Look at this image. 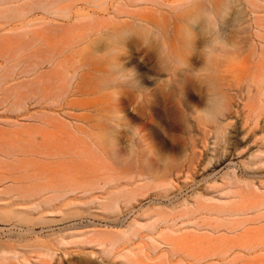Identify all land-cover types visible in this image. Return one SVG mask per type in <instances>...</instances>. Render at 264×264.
Returning a JSON list of instances; mask_svg holds the SVG:
<instances>
[{"label":"rangeland","instance_id":"rangeland-1","mask_svg":"<svg viewBox=\"0 0 264 264\" xmlns=\"http://www.w3.org/2000/svg\"><path fill=\"white\" fill-rule=\"evenodd\" d=\"M153 3L0 0V264H264V110L250 83L264 76V0H237L219 24L233 44L220 131L194 117L204 91L178 72L166 93L172 77L135 37L119 62L143 93L115 105L101 90L110 30L180 27ZM193 27L186 71L206 63Z\"/></svg>","mask_w":264,"mask_h":264},{"label":"clouds","instance_id":"clouds-1","mask_svg":"<svg viewBox=\"0 0 264 264\" xmlns=\"http://www.w3.org/2000/svg\"><path fill=\"white\" fill-rule=\"evenodd\" d=\"M152 6L173 16H179L182 21L180 27L174 32H169L164 27L137 21L130 26L110 30L104 38L108 47L102 53L105 71L101 74V90L113 93L111 99L115 105H118L122 94L132 93L134 96L136 93H143L137 89L134 74L124 70L119 62V57L126 51V41L135 37L140 47L155 51L161 70L168 73L167 78L172 77L171 82L164 80L167 87L162 88L166 93H170L172 85L177 83L178 72H184L204 91L207 106L197 111L194 117L220 131L221 121L226 116L230 104L229 97L220 84V66L229 58L233 44H229L222 37L219 24L233 10H238L237 0H154ZM201 23L203 35L209 41L202 50L206 63L197 71H186L189 69L188 57L192 53L197 36L193 26ZM250 83L254 89H261L257 93V106L264 110V76L253 78ZM145 96L147 97L146 94ZM182 117L187 119V114L182 112ZM102 118L107 125V135L114 136L122 126L119 109L113 107ZM139 138L138 130H134L131 139L138 141Z\"/></svg>","mask_w":264,"mask_h":264},{"label":"bare ground","instance_id":"bare-ground-1","mask_svg":"<svg viewBox=\"0 0 264 264\" xmlns=\"http://www.w3.org/2000/svg\"><path fill=\"white\" fill-rule=\"evenodd\" d=\"M184 239V238H183ZM189 240V239H188ZM179 248V247H178ZM181 249V248H180Z\"/></svg>","mask_w":264,"mask_h":264}]
</instances>
